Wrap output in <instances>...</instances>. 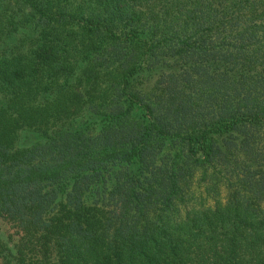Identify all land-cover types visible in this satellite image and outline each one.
<instances>
[{
	"label": "trees",
	"instance_id": "trees-1",
	"mask_svg": "<svg viewBox=\"0 0 264 264\" xmlns=\"http://www.w3.org/2000/svg\"><path fill=\"white\" fill-rule=\"evenodd\" d=\"M0 264H264V0H0Z\"/></svg>",
	"mask_w": 264,
	"mask_h": 264
}]
</instances>
